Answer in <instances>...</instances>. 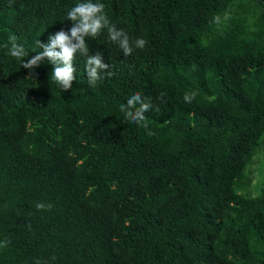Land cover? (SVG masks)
<instances>
[{"label":"trees","instance_id":"trees-1","mask_svg":"<svg viewBox=\"0 0 264 264\" xmlns=\"http://www.w3.org/2000/svg\"><path fill=\"white\" fill-rule=\"evenodd\" d=\"M79 2L0 0V264H264V0H99L147 43L86 38L111 75L90 86L77 56L64 91L3 45L39 54ZM135 92L147 129L120 110Z\"/></svg>","mask_w":264,"mask_h":264},{"label":"clouds","instance_id":"clouds-1","mask_svg":"<svg viewBox=\"0 0 264 264\" xmlns=\"http://www.w3.org/2000/svg\"><path fill=\"white\" fill-rule=\"evenodd\" d=\"M104 8L105 5L99 0H81L75 4L66 13V20L72 22L71 28L68 30L61 29L51 34L48 43H42L39 40L38 45L42 51L28 59H25L28 55L25 47L17 42L16 36L10 37L3 47L7 49V55L20 61L22 68L30 70L29 76H35L33 69L39 67L47 58L54 65L50 74L51 79L64 91L71 89L73 81L76 79L77 69L74 65L77 56L84 57V71L87 74L88 83L95 87L97 81L101 79L102 73H107V75H111V73L108 72L109 65L104 62L102 52L90 54L86 38H95L103 30H106L110 42L117 44L125 56L132 55L134 49H143L147 43L144 38L133 39L123 29L118 28L105 14ZM194 98L195 93H185L184 100L186 103H191ZM152 108V103L146 101L139 92L132 94L127 99V103L120 106L126 120L145 129L148 128L145 113ZM149 134L152 133L149 132ZM35 207L39 211H44L50 205L39 202ZM7 246V241H0V248ZM52 259L55 260V257ZM36 264H40V261H36Z\"/></svg>","mask_w":264,"mask_h":264},{"label":"rangeland","instance_id":"rangeland-1","mask_svg":"<svg viewBox=\"0 0 264 264\" xmlns=\"http://www.w3.org/2000/svg\"><path fill=\"white\" fill-rule=\"evenodd\" d=\"M254 181L252 185V195H258L264 189V142L260 152L255 158L253 165Z\"/></svg>","mask_w":264,"mask_h":264}]
</instances>
